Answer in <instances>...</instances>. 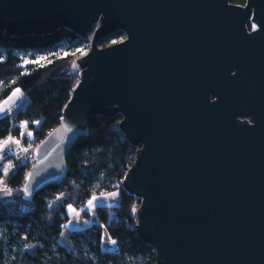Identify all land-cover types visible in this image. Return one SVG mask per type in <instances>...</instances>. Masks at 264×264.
<instances>
[{
	"label": "water",
	"instance_id": "obj_1",
	"mask_svg": "<svg viewBox=\"0 0 264 264\" xmlns=\"http://www.w3.org/2000/svg\"><path fill=\"white\" fill-rule=\"evenodd\" d=\"M60 29L89 44L23 199L65 179L92 116L119 115L135 148L120 186L154 264H264V0H0L8 37Z\"/></svg>",
	"mask_w": 264,
	"mask_h": 264
},
{
	"label": "trees",
	"instance_id": "obj_2",
	"mask_svg": "<svg viewBox=\"0 0 264 264\" xmlns=\"http://www.w3.org/2000/svg\"><path fill=\"white\" fill-rule=\"evenodd\" d=\"M230 1L242 5L246 0ZM122 35L119 31L112 37ZM62 39L72 42L77 36L65 29L48 36L26 37H8L0 31V47L6 50L5 59L0 61V101L14 88L20 89L25 100L0 115V139L17 133L18 123H26L31 131L24 138L27 156L61 121L63 107L78 82L70 66L81 52L73 51L44 64L23 68L13 51L49 50ZM106 40L98 43L105 46ZM120 120L119 115L92 116L85 133L66 156L65 179L39 191L31 201L24 200L21 191L29 166H14L9 177L10 199L0 203L5 239V242L0 239V264H154L153 249L142 242L135 230L139 199L120 186L135 155V148L118 128ZM112 192L117 195L115 202L94 207L95 221L84 230L73 231L69 235L70 244L60 241L61 230L69 218L67 205L79 209L93 197ZM83 215L89 216V212L83 210ZM104 231L112 241L109 248L103 245ZM76 236H81V240ZM75 239L86 247L87 255L80 246L79 250L74 248ZM3 245L8 248L4 250ZM13 246H17L15 252Z\"/></svg>",
	"mask_w": 264,
	"mask_h": 264
},
{
	"label": "rangeland",
	"instance_id": "obj_3",
	"mask_svg": "<svg viewBox=\"0 0 264 264\" xmlns=\"http://www.w3.org/2000/svg\"><path fill=\"white\" fill-rule=\"evenodd\" d=\"M124 38V34L122 36H118V37H112L109 36L107 37V40L105 42V45L108 44H112L115 43L121 39ZM89 44L88 40H84L82 38L77 37V39L73 40L72 42H67L65 40H60L58 42V44L55 45V48L53 49H49V50H43V51H36V50H24V49H15L13 51V54H15L18 59H19V63L18 65L25 68L27 65L30 64H35V65H41L44 64L48 61H50L52 58L54 57H58V56H62L65 54H68L70 52L73 51H80L81 54L84 53L86 51L85 46ZM99 46H102L101 44L98 43ZM5 53L6 50L4 48L0 47V61L5 59ZM27 61V63H26ZM19 88H14L12 89V91L10 92V94L5 97L3 100L0 101V109L5 107L6 105L9 106L12 104L13 106H18L24 103L25 100L22 99V95H21V91L19 89V92H17L16 90ZM16 104V105H15ZM11 108V107H10ZM31 135V131L26 127V125H24V127L21 129L20 134H19V139L22 141L23 138L25 136H30ZM23 145L21 144V146L19 147L21 149L22 152H24L22 150ZM13 164L10 163L9 165V170H7L8 174H11L12 169H13ZM115 192L112 193H104L103 199L101 203L104 204H112L113 202H115L116 200V193L115 195H112ZM91 201V203H90ZM88 201V203L81 208H76L73 204H69L66 206V211L69 215V218L67 220V222L64 225V228L61 230V234H60V241L64 244H70L71 239L69 237V235L76 230H84L87 226H89L93 221H95V214H94V202L92 200ZM98 206V205H97ZM83 210H87L89 212V216H84L83 215ZM3 234H4V227L3 224H0V239L3 240V242H5V239L3 238ZM76 238L79 240H81V236H76ZM78 240L76 241L75 239V243H74V248L77 250H82L83 254H86V247L85 246H81L80 244H77L76 242H78ZM79 240V241H80ZM103 245L105 247H111L112 245V241L109 238L108 234L104 231L103 233ZM80 246V248H79ZM4 250H6L8 247L3 245ZM13 252H15L17 250V246H13L12 247ZM12 257V254H11Z\"/></svg>",
	"mask_w": 264,
	"mask_h": 264
},
{
	"label": "crops",
	"instance_id": "obj_4",
	"mask_svg": "<svg viewBox=\"0 0 264 264\" xmlns=\"http://www.w3.org/2000/svg\"><path fill=\"white\" fill-rule=\"evenodd\" d=\"M22 99L24 100L23 97ZM10 107L12 108V104L9 106L6 105L5 107L1 108L0 115L9 111L11 109ZM24 125H26V123L24 122L18 123L17 126L19 128V131L17 133H9L4 138L0 139V203L4 201H8L10 199V194H11V189L9 187V177L11 174H8V172H5V168L9 170V165L11 162L9 161V159H6V155L10 154L11 152H19L23 155L28 154V145L24 141V138L29 137V136H25L22 141L18 138L20 131L24 127ZM5 140L8 141L7 144H4ZM21 144L23 145L22 150L24 152H22L21 149L19 148ZM13 170H14V166H13L12 172ZM103 196L104 194H100L91 199L95 204L94 207H96L97 205L104 204V203H101L103 202L102 201Z\"/></svg>",
	"mask_w": 264,
	"mask_h": 264
},
{
	"label": "built area",
	"instance_id": "obj_5",
	"mask_svg": "<svg viewBox=\"0 0 264 264\" xmlns=\"http://www.w3.org/2000/svg\"><path fill=\"white\" fill-rule=\"evenodd\" d=\"M76 75V74H74ZM77 76V75H76ZM9 157V161L11 162V164H13L14 166L19 165V164H26L28 166H30L32 159V155H23L19 152H11L10 154H7Z\"/></svg>",
	"mask_w": 264,
	"mask_h": 264
},
{
	"label": "flooded vegetation",
	"instance_id": "obj_6",
	"mask_svg": "<svg viewBox=\"0 0 264 264\" xmlns=\"http://www.w3.org/2000/svg\"><path fill=\"white\" fill-rule=\"evenodd\" d=\"M246 26H247L248 32H250L251 30H254L256 28L255 24H253L252 22H249V21L247 22Z\"/></svg>",
	"mask_w": 264,
	"mask_h": 264
},
{
	"label": "snow or ice",
	"instance_id": "obj_7",
	"mask_svg": "<svg viewBox=\"0 0 264 264\" xmlns=\"http://www.w3.org/2000/svg\"><path fill=\"white\" fill-rule=\"evenodd\" d=\"M26 63H27V61H26ZM16 91L19 92V89H17ZM29 135H30V133H29ZM7 143H8V141L5 140V141H4V144H7ZM17 143H18V141H17ZM5 172H7V168H5ZM112 195H115V193H113ZM94 199H95V198H94ZM90 203H91V201H90ZM113 243H115V242L113 241Z\"/></svg>",
	"mask_w": 264,
	"mask_h": 264
}]
</instances>
